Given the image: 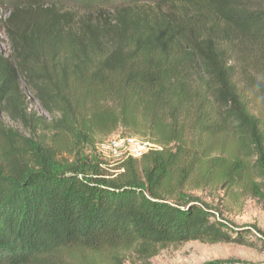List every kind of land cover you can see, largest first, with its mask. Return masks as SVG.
<instances>
[{"label": "trees", "instance_id": "trees-1", "mask_svg": "<svg viewBox=\"0 0 264 264\" xmlns=\"http://www.w3.org/2000/svg\"><path fill=\"white\" fill-rule=\"evenodd\" d=\"M142 2L0 0L11 9V50H0V264L188 241L264 253V231L182 190L196 172L239 182L248 167L230 158L240 155L252 154L264 179V118L252 109L264 110V0ZM119 128L158 148L128 156L113 177L62 158Z\"/></svg>", "mask_w": 264, "mask_h": 264}, {"label": "rangeland", "instance_id": "rangeland-1", "mask_svg": "<svg viewBox=\"0 0 264 264\" xmlns=\"http://www.w3.org/2000/svg\"><path fill=\"white\" fill-rule=\"evenodd\" d=\"M64 4H69V2ZM63 7L65 10H70L76 5L69 4ZM60 11L64 13V11ZM0 13L2 15L0 16V50L8 55L11 48L6 36L4 22L9 17L11 9L8 5L0 4ZM79 16H88V13L85 10H80ZM29 104L33 111L47 116L34 98L31 97ZM252 109L264 118V110L259 104L253 103ZM5 120L8 125L27 135L23 127L9 121L7 117ZM124 137L133 136L119 128L113 134L100 139L96 146L85 145L77 151L66 152L61 156L68 160H75L77 157H80L81 161L89 160L92 164H99L105 176H117L121 173L122 162L131 155L129 148L124 143L115 146L112 141ZM218 139L217 145L221 144L220 146L225 147V153L221 154V158H230V154L233 153L230 136L225 135ZM36 140L47 146L55 145L52 142L51 132L39 131L36 134ZM217 154L219 152L213 151V155ZM230 159L235 161V164L244 160L248 167L247 176L242 177L239 182L217 178L214 173L211 176L207 173L196 172L189 181L185 182L182 190L219 210L225 218L236 225L254 224L264 231V179H261L260 173L255 170L256 158L250 154ZM80 255L82 260H72L66 264H203L216 259H231L252 264L264 263V253L254 246L203 241H188L150 247L143 251H138L136 247L105 249L100 253L85 249L80 251Z\"/></svg>", "mask_w": 264, "mask_h": 264}, {"label": "built area", "instance_id": "built-area-1", "mask_svg": "<svg viewBox=\"0 0 264 264\" xmlns=\"http://www.w3.org/2000/svg\"><path fill=\"white\" fill-rule=\"evenodd\" d=\"M124 143L129 148V153L134 158H141L145 153L151 149L158 148V146L149 141L139 139L137 137H124L123 139H115L112 141L113 145Z\"/></svg>", "mask_w": 264, "mask_h": 264}]
</instances>
